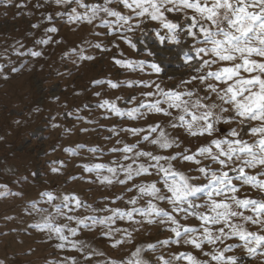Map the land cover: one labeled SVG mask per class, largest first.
<instances>
[{
  "label": "snow or ice",
  "instance_id": "snow-or-ice-1",
  "mask_svg": "<svg viewBox=\"0 0 264 264\" xmlns=\"http://www.w3.org/2000/svg\"><path fill=\"white\" fill-rule=\"evenodd\" d=\"M2 2L5 7L28 9L32 0ZM46 7L51 10L42 11L30 24L29 36L40 32L32 46L17 39L0 47V80L32 71L33 61L44 56L46 46L66 42L55 39L64 26L73 32L90 29L62 54V60L76 70L96 61L94 53L103 56L116 49L111 57L114 67L124 73L146 72L149 78L93 79V87L145 91L115 99L100 98L97 91L93 93L100 98L96 109L85 104L67 113L98 125L81 128L83 133L105 130L98 120L79 115L83 110H102L105 120L137 122L108 127L109 135L103 139H116L107 149L86 144L64 148L83 161L77 165L81 174L72 176V181L111 192L99 201L102 206L75 191L45 188L29 197L22 188L0 182V199H19L23 217L32 221L24 231L38 233L56 250V258L43 264H241L242 255L264 256V0H37L33 4L35 9ZM149 36L158 42L156 50L146 42ZM122 43L137 58H129ZM170 47L175 49L178 67L182 64L186 71L165 80L157 52ZM57 74L71 75V71L57 70ZM125 99L121 106L119 101ZM153 116L161 119L138 123ZM51 127L62 125L53 117ZM122 133L132 139H124ZM85 150L88 156L82 155ZM64 166V161H51L50 171L62 175ZM5 219L13 221L17 216ZM153 228L158 230L156 240L137 242L138 235H151ZM85 232L103 238L104 249L122 254L109 255L81 238ZM60 252L78 255L61 257Z\"/></svg>",
  "mask_w": 264,
  "mask_h": 264
},
{
  "label": "rangeland",
  "instance_id": "rangeland-1",
  "mask_svg": "<svg viewBox=\"0 0 264 264\" xmlns=\"http://www.w3.org/2000/svg\"><path fill=\"white\" fill-rule=\"evenodd\" d=\"M37 0H32L28 9H17L15 7H5L0 0V47L10 45L15 40H23L26 46H32L33 40L39 37L37 31L35 36H29L30 24L35 22L45 9H35L33 4ZM33 11L35 15H17L18 12ZM7 13V15H5ZM90 29L85 26L79 32L70 31L68 26L61 28L55 39L64 38L65 43L51 44L44 48V56L36 58L31 65L32 71H25L21 74L13 75L8 81L0 80V182L12 186L14 189L22 188L29 197H35L40 190L59 189L64 192H72L85 197L90 202H95L96 206H102L99 201L104 196L111 195L109 190L103 189L99 185H89L79 179L72 181V176H79L81 169L77 167L82 163L81 157L72 156L66 153L64 148H72L77 144H86L89 147L101 145L105 149L115 143L116 137L111 142L105 141L103 137L109 135L106 130L113 125L124 126L137 122L128 121L126 118L121 122L120 118L102 119V110L89 112L83 110L79 115L89 119H96L105 126V130L87 133L80 131L81 128H98V125L88 124L76 120L69 112H76L77 108H83L85 104L91 109H96L97 100L100 98L115 99L116 96L127 98L132 92L137 95L143 88L128 89L122 87L118 90L93 87L90 81L96 78L110 77L112 79L128 78H149L146 72L124 73L118 67H114L111 57L117 54V50L97 55V60L88 62L76 70L66 59L62 60V54L75 46ZM95 39V37H91ZM154 50L158 48V42L150 36L146 37ZM121 49L129 58H137V53L129 47L121 44ZM174 48L158 51L157 57L163 59L165 69L164 79L168 75H181L186 68L180 64L178 58L173 54ZM117 58H120L117 56ZM146 58V57H145ZM71 71V75H58ZM154 78V77H153ZM101 92V97H95L94 92ZM77 93H80L77 95ZM59 99H56V98ZM126 99L119 101L121 106L126 104ZM66 106V107H65ZM131 106V105H128ZM39 108L40 111L34 109ZM60 115H57V114ZM53 117L55 122L62 125L60 128H52ZM161 117L153 116L148 121H140L139 124L151 123ZM17 121H20L18 124ZM65 129H71L66 131ZM122 136L126 140H131L127 134ZM83 156L89 154L85 150ZM106 156L105 159H110ZM64 161L63 174H54L50 171L51 161ZM11 169V171H9ZM36 173L35 176L31 175ZM28 177V180H23ZM20 180V183H16ZM67 181V183H66ZM95 188V191H89ZM119 192L122 189L117 188ZM22 202L19 199H0V264H43L46 259H54L57 256L56 250L51 243H45L38 233L32 230L29 235L24 231L27 224L32 222L23 217L21 213ZM17 216L16 220L8 221L6 216ZM15 229V231H12ZM137 236V242L154 241L158 238V230H150ZM7 233V235H3ZM167 235V234H165ZM90 240L94 245L108 251L109 255L119 256L122 253L104 249L103 238L94 237L87 232L81 237ZM164 238V237H159ZM178 250V249H173ZM59 255H78L75 252H60ZM241 264H264V256H257L250 259L242 255Z\"/></svg>",
  "mask_w": 264,
  "mask_h": 264
}]
</instances>
